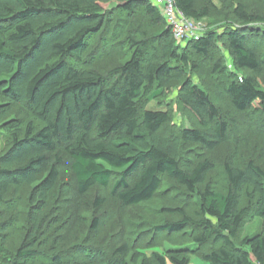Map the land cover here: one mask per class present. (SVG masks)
Instances as JSON below:
<instances>
[{"label": "trees", "instance_id": "16d2710c", "mask_svg": "<svg viewBox=\"0 0 264 264\" xmlns=\"http://www.w3.org/2000/svg\"><path fill=\"white\" fill-rule=\"evenodd\" d=\"M174 3L194 22L209 17L197 0ZM232 18L220 35L211 23L197 39L179 44L150 0H0V254L11 253L9 264H36L40 255V264H94L57 253L58 234L50 253L42 252L53 225L50 196L63 166L78 196L111 186L123 208L153 199L164 177L195 199L194 214L167 209L178 218L154 227L187 244L147 256L121 243L96 264H189L192 256L209 264H264V170L251 159L239 166L234 150L223 164V187L210 185L215 167L203 156L237 133V114L264 107L262 36L253 43L251 37H264L258 26L264 17L237 3ZM112 26L110 38L125 36L121 49L128 57L102 73L92 68V45ZM219 43L233 69L213 63L227 101L222 108L189 76L197 69L194 58L212 60ZM172 82L180 83L177 100L191 116L190 127L168 130L169 112L149 108ZM25 187L31 191L24 237L12 252L9 235L19 223L15 209H7ZM104 204L101 197L83 201L93 211ZM256 219L260 229L245 234ZM100 225L93 218L90 232Z\"/></svg>", "mask_w": 264, "mask_h": 264}, {"label": "rangeland", "instance_id": "374dc122", "mask_svg": "<svg viewBox=\"0 0 264 264\" xmlns=\"http://www.w3.org/2000/svg\"><path fill=\"white\" fill-rule=\"evenodd\" d=\"M237 3L245 5L248 13H253L264 17V3L259 0H197V8L206 7L209 17L196 22L200 33L206 32L211 23L218 35L222 34L230 21H233L232 11ZM121 18L116 16V23ZM264 30V24H258ZM113 26L104 31L100 41L95 39L92 45V54L96 58L93 69L105 73L111 68L122 64L128 57V53L121 49L125 36L120 37L119 41L110 38ZM259 46L260 54H264V37L252 33V43L261 37ZM255 38V39H254ZM104 40L108 43L106 51L96 53L97 48L101 47ZM103 41V42H102ZM103 53V54H102ZM91 54V53H90ZM91 54V55H92ZM222 62L226 70L233 71L228 53L223 45L219 43V49L213 54L212 60L195 57L194 62L197 69L189 72L193 82L203 87L218 106H227V101L222 92L220 78L212 72L213 63ZM227 73V72H226ZM260 85L264 90V69L258 77ZM180 83L172 82L165 89L163 95L150 103L149 108H162L169 112L170 122L167 129L190 127L193 124L190 114L179 105L177 100ZM1 103V100H0ZM14 112V111H13ZM13 114V113H12ZM238 130L235 135L218 149L211 153H203L214 164V171L209 175L207 183L223 187L225 183L223 175V164L228 156L236 150V163L242 166L247 160H253L264 170V107L259 111H248L245 114H237ZM1 134V133H0ZM4 140L0 135V150L4 148ZM237 146V148H236ZM195 150V147H190ZM60 176L56 186L51 193L47 219L52 222L49 231L47 246L42 251L49 254V249L53 245L55 235L57 242L56 252L60 255L82 262L90 261L94 264L103 262L108 258L112 251L121 243L129 245L135 244L136 247L144 249L149 256L152 251L164 253L168 247L183 246L188 243L187 239L180 238L179 235L172 237L164 233H157L155 226L166 221L176 220L178 217L166 212L167 209L183 208L192 215L195 212V199L190 197L184 190H181L175 183L167 177L162 178L161 186L157 193L149 202L140 205L123 208L118 200L110 195L111 186L106 189L94 188L86 197H80L75 192L74 180L67 166L59 169ZM31 188H23L20 192L19 201L9 202L13 205L7 210L15 209L18 217V225L11 228L8 250L14 249L21 243L24 237L25 214L28 210V196ZM101 197L105 204L99 211L87 210L84 208V200H92ZM7 210L3 209V212ZM14 214L9 212L8 214ZM99 218L101 225L97 232H90V225L93 218ZM261 227L260 220L256 219L248 222L245 227V234H252ZM134 242V243H133ZM11 253L0 254V264H9ZM40 257L35 258V263L40 264ZM167 264H172L168 261ZM189 264H209L198 256H192Z\"/></svg>", "mask_w": 264, "mask_h": 264}, {"label": "built area", "instance_id": "2783aa9c", "mask_svg": "<svg viewBox=\"0 0 264 264\" xmlns=\"http://www.w3.org/2000/svg\"><path fill=\"white\" fill-rule=\"evenodd\" d=\"M156 6L167 25L170 27L173 37L181 44L187 40L197 39L202 33L198 31L196 22L188 19L175 6L174 0H150Z\"/></svg>", "mask_w": 264, "mask_h": 264}]
</instances>
